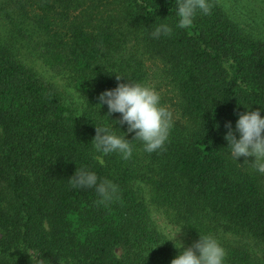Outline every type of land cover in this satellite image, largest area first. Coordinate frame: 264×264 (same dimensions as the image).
<instances>
[{
	"label": "trees",
	"instance_id": "obj_1",
	"mask_svg": "<svg viewBox=\"0 0 264 264\" xmlns=\"http://www.w3.org/2000/svg\"><path fill=\"white\" fill-rule=\"evenodd\" d=\"M210 2L180 29L179 0H0V264H171L159 220L213 236L225 264H264V176L225 140L248 108L264 116V36ZM131 81L171 90L169 139L148 153L115 124L131 158L97 153L95 126L120 119L99 96ZM81 167L116 196L74 188Z\"/></svg>",
	"mask_w": 264,
	"mask_h": 264
},
{
	"label": "clouds",
	"instance_id": "obj_2",
	"mask_svg": "<svg viewBox=\"0 0 264 264\" xmlns=\"http://www.w3.org/2000/svg\"><path fill=\"white\" fill-rule=\"evenodd\" d=\"M211 10L210 0H179L176 27L186 29L193 24L198 13L208 15ZM172 32V26L164 22L158 24L151 34L153 38L159 39L162 35L170 36ZM116 78L120 80L123 76L117 75ZM99 101L97 105H107L108 115L119 113L120 119L112 123L108 119L107 124L95 126L93 147L97 153H118L127 160L133 154V141L141 142L144 151L148 153L164 148L174 126V115L161 103V95L155 87L132 81L119 83L115 89L102 92ZM248 109L239 114L234 130L231 122L225 125L228 129L225 140L228 142L229 155L234 160L253 157L251 162L247 159L245 162L251 163L254 171L264 176V116L260 110ZM115 124H126L127 133H134L133 141L125 138L126 133L118 132ZM70 179L74 188H95L102 197L101 202L112 200L118 192L116 184L101 180L95 172L84 167L76 169ZM181 231L173 239H168L175 241L177 249H184L183 243L176 240ZM225 259V249L213 236L199 235V240L181 251L171 264H225Z\"/></svg>",
	"mask_w": 264,
	"mask_h": 264
},
{
	"label": "rangeland",
	"instance_id": "obj_3",
	"mask_svg": "<svg viewBox=\"0 0 264 264\" xmlns=\"http://www.w3.org/2000/svg\"><path fill=\"white\" fill-rule=\"evenodd\" d=\"M230 1L237 10L238 14L244 15V19H247L249 22V27L255 31H257L259 34H262L264 36V0H227ZM1 19L4 21H7V19L1 14ZM251 18V19H250ZM5 23V22H3ZM7 36L9 38H12L13 43H17L18 45V29L15 30L14 36L13 32H9L7 29ZM161 95L162 102L164 106H167L169 108L174 109L173 107V94L169 88H164L163 90L159 91ZM159 224L161 228L165 231V233L173 239L176 234L178 233L176 230L171 228V226H168L165 222H160ZM176 240H179L183 243L184 249L192 246L194 243L190 242L188 238H186L182 233H179L176 237ZM175 243V241H173ZM184 249H181L183 251Z\"/></svg>",
	"mask_w": 264,
	"mask_h": 264
}]
</instances>
